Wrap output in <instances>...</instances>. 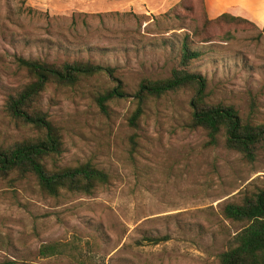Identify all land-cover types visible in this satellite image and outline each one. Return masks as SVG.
Returning <instances> with one entry per match:
<instances>
[{
	"label": "rangeland",
	"instance_id": "rangeland-1",
	"mask_svg": "<svg viewBox=\"0 0 264 264\" xmlns=\"http://www.w3.org/2000/svg\"><path fill=\"white\" fill-rule=\"evenodd\" d=\"M203 12L202 0H0L1 145L40 135L4 108L30 80L18 57L113 71L75 86L48 83L36 101L61 142L46 165L91 161L108 183L92 195L52 197L32 175H0V262L219 264L235 245L247 223L227 219L223 207L264 187V152L250 162L222 137L206 146L203 130L186 127L189 88L147 99L129 124L141 80L169 76L185 41L201 54L189 71L207 78L208 99L264 121V27L203 30ZM116 85L123 93L104 113L96 97Z\"/></svg>",
	"mask_w": 264,
	"mask_h": 264
},
{
	"label": "trees",
	"instance_id": "trees-1",
	"mask_svg": "<svg viewBox=\"0 0 264 264\" xmlns=\"http://www.w3.org/2000/svg\"><path fill=\"white\" fill-rule=\"evenodd\" d=\"M203 5V30L223 24H248L258 28L252 20L221 13L210 17ZM185 41L181 48V62L170 75L164 78H143L133 98L136 108L129 124L136 127L143 110L142 104L149 98H159L169 92L189 88L193 90L190 100L191 114L186 125L190 130L201 129L207 136L206 146H215L220 137L227 149L240 153L252 162L259 152H264V121L255 122L251 117L243 118L231 104L211 102L207 92V78L200 73L190 72L189 63L200 57ZM20 66L27 69L30 80L21 88L7 95L4 108L14 120L33 125L40 135L18 140L8 145L0 144V175L18 172L35 177L41 191L58 197L62 192L92 195L108 183L109 175L103 169L86 161L74 166L48 167L45 159L60 152L61 142L57 129L37 107L36 101L48 83L59 86H75L85 78L102 71L113 76L110 68L83 61L48 63L39 60L17 58ZM119 85L96 97L102 112H107V102L122 95ZM223 215L235 222L247 225L235 235V245L219 256V264H264V187L252 192H243L240 203L229 202L223 207ZM45 251L52 249L44 246ZM43 252V251H42ZM0 264H30L26 261L6 259Z\"/></svg>",
	"mask_w": 264,
	"mask_h": 264
},
{
	"label": "crops",
	"instance_id": "crops-1",
	"mask_svg": "<svg viewBox=\"0 0 264 264\" xmlns=\"http://www.w3.org/2000/svg\"><path fill=\"white\" fill-rule=\"evenodd\" d=\"M210 17L230 13L248 18L264 27V0H204Z\"/></svg>",
	"mask_w": 264,
	"mask_h": 264
}]
</instances>
